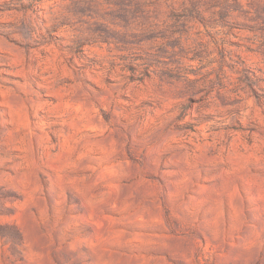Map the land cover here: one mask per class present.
<instances>
[{
  "label": "rangeland",
  "instance_id": "rangeland-1",
  "mask_svg": "<svg viewBox=\"0 0 264 264\" xmlns=\"http://www.w3.org/2000/svg\"><path fill=\"white\" fill-rule=\"evenodd\" d=\"M213 3V19L192 17L206 39L192 40L185 61L202 74L192 69L185 80L149 65L140 76L126 65L127 85H119L115 61L105 65L94 44L96 55L87 43L63 46L55 27L40 32L42 44L25 47L15 38L43 20L45 0H0V260L24 264L22 226L47 203L45 174L54 180L70 167L107 192L109 203L102 216L82 212L78 227L61 229L63 264H106L107 254L113 264H264V21L230 19L241 11L258 16L264 0ZM188 32L184 25L181 34ZM166 44L186 54L179 38ZM154 75L175 89L159 103L144 91L135 97L153 116L172 114L165 127L177 134L174 146L158 164L118 138L112 107L93 99L85 111L78 101L81 89L92 97L117 85L126 107L133 101L128 85L142 89ZM68 113L82 119L65 122ZM104 223L118 241L111 247L98 231ZM48 264H56L51 251Z\"/></svg>",
  "mask_w": 264,
  "mask_h": 264
},
{
  "label": "clouds",
  "instance_id": "clouds-1",
  "mask_svg": "<svg viewBox=\"0 0 264 264\" xmlns=\"http://www.w3.org/2000/svg\"><path fill=\"white\" fill-rule=\"evenodd\" d=\"M44 8L43 20L35 21L30 28L24 30L23 35L15 37L24 42L25 47L42 44L40 32L52 33L55 27L63 37L60 41L63 46H71L74 42L87 43L90 55H96L92 51L93 44L103 49L99 59L105 65L115 61L117 67L113 77L119 85H127L126 65L135 66L140 76L149 65H151L149 70L155 73H159L164 68L172 69L181 73L185 80L192 69H197L198 75L202 74L199 73L197 65L185 61L192 55L190 51L193 47L192 40L206 39L203 34H196L198 25L192 17L201 15L202 18L213 19L215 15L213 0L203 3L198 0L191 2L189 0H113V3H108L106 0H45ZM230 19L235 21L248 19L253 24H259L260 21H264V11L259 12L258 16L241 11L239 15L233 13ZM184 25L189 27L186 35L181 34ZM211 31L215 34L216 29ZM101 38L108 41L107 45L100 44ZM177 38L186 49L185 55H181L176 49L167 48L166 41ZM169 58H174L176 62H170ZM60 79L56 77L57 81ZM128 88L131 89L129 95L133 96V101L126 107L119 105L117 97L124 89L117 85L105 88L103 94L95 93L89 88L88 91L93 92L92 97L81 89L78 101L86 105L85 111L92 107L93 99L102 107L105 105L112 107L116 125L114 131L118 138L131 145L133 155L143 153L149 157L150 163L158 164L160 156L169 152L174 146L177 134L171 128L165 127L166 121L172 114L158 112L153 116L149 114L151 109L144 110L138 106L135 97L137 91H144L146 95L143 98L159 103L175 89L170 90L161 85L155 75L142 89H136L131 85H128ZM18 102L23 104L24 99L21 98ZM118 106L119 111L116 110ZM81 119L80 114L68 113L65 122H76ZM150 154L156 159L151 160ZM85 155L88 153L86 152ZM106 160L107 156L97 158V167ZM42 163L48 162L42 161ZM45 176L48 186L47 203L45 205L40 202L42 211L39 217L33 216L29 211L22 226L25 240L18 251L24 257V264H34L37 260L40 264H48L49 251L56 258V264H63L61 229L78 227L84 219L80 216L82 212L91 210L94 215L102 216L103 206L109 203L108 193L99 190L76 168L61 167L60 174L54 180L48 179L46 174ZM65 192L73 194V198L65 199ZM98 231L109 247L118 243L112 238L106 223L98 225ZM53 235L56 239H53ZM0 264H8V261L0 260ZM106 264H113L110 254H107Z\"/></svg>",
  "mask_w": 264,
  "mask_h": 264
}]
</instances>
